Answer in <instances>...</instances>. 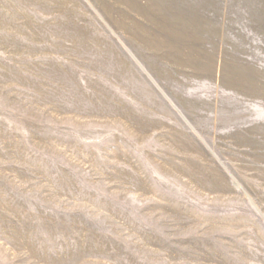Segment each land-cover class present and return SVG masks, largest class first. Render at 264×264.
Segmentation results:
<instances>
[{
  "label": "rangeland",
  "instance_id": "1",
  "mask_svg": "<svg viewBox=\"0 0 264 264\" xmlns=\"http://www.w3.org/2000/svg\"><path fill=\"white\" fill-rule=\"evenodd\" d=\"M0 264H264V0H0Z\"/></svg>",
  "mask_w": 264,
  "mask_h": 264
}]
</instances>
